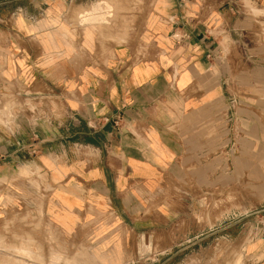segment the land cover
Here are the masks:
<instances>
[{
    "label": "crops",
    "instance_id": "crops-1",
    "mask_svg": "<svg viewBox=\"0 0 264 264\" xmlns=\"http://www.w3.org/2000/svg\"><path fill=\"white\" fill-rule=\"evenodd\" d=\"M130 9L0 0V213L42 202L95 264H264V239L228 235L259 228L264 0Z\"/></svg>",
    "mask_w": 264,
    "mask_h": 264
},
{
    "label": "rangeland",
    "instance_id": "rangeland-1",
    "mask_svg": "<svg viewBox=\"0 0 264 264\" xmlns=\"http://www.w3.org/2000/svg\"><path fill=\"white\" fill-rule=\"evenodd\" d=\"M145 0H131L132 17L141 11V5ZM100 21L110 20L115 23V28L123 29V10L119 8H108L105 4L99 5ZM91 10L84 13L85 22ZM108 16V17H107ZM134 20V19H133ZM129 27V26H128ZM138 27L133 23L131 29L135 31ZM39 188L38 181L36 182ZM264 186H260V200H246L251 197V191H244L243 211H260L256 215L258 222L255 227L259 228H232V237L241 235L246 244L252 237L264 239ZM35 210H6L0 213V264H95V258L89 246L83 241H76L61 233L53 223L45 216L42 202H37ZM2 214V215H1ZM259 218V219H258ZM255 219V220H256ZM251 221V220H245ZM240 230L243 231L239 234ZM237 232V233H236ZM227 234L218 233L215 237L226 236ZM162 261H148V264H162ZM165 264H170V261Z\"/></svg>",
    "mask_w": 264,
    "mask_h": 264
}]
</instances>
